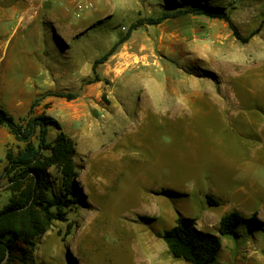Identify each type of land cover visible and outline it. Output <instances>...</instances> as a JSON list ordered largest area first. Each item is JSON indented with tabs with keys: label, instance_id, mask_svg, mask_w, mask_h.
I'll return each instance as SVG.
<instances>
[{
	"label": "rangeland",
	"instance_id": "374dc122",
	"mask_svg": "<svg viewBox=\"0 0 264 264\" xmlns=\"http://www.w3.org/2000/svg\"><path fill=\"white\" fill-rule=\"evenodd\" d=\"M132 1L99 0L95 13L73 10L78 24L84 20L77 37L39 28L26 49L37 72L13 64L9 73L25 87L26 110L11 109L13 96L0 108L18 119L39 100L34 114L58 120L75 142L78 183L87 195L67 222H55L36 241V264H188L171 256L160 235L182 217L219 235L222 217L234 212L243 218L238 234L221 238L213 264H264V0L209 2L231 16L242 37L260 30L248 44L224 21L188 15L134 31L99 66L103 81L88 84L94 62L133 23L191 6L142 0L145 9L129 11ZM13 28L3 32V42ZM21 37L14 33L10 56ZM58 38L78 43L63 46ZM50 92L78 98L46 96ZM4 150L0 145V184L7 183L1 179ZM9 199L0 189V212Z\"/></svg>",
	"mask_w": 264,
	"mask_h": 264
},
{
	"label": "trees",
	"instance_id": "16d2710c",
	"mask_svg": "<svg viewBox=\"0 0 264 264\" xmlns=\"http://www.w3.org/2000/svg\"><path fill=\"white\" fill-rule=\"evenodd\" d=\"M185 1L191 6L168 9L159 17L142 18L133 23L127 33L94 62L92 70L95 79L89 80L88 84L103 81L97 75L99 66L107 63L134 31L144 26H159L188 15L207 16L226 22L235 38L243 44H248L260 31L244 38L229 14L209 6L211 0ZM46 96L69 101L78 98L77 94L63 92H50ZM38 102L32 103L27 116L18 119L0 108V128H7L17 144L16 149L8 148L7 165L1 176L7 181L6 190L10 199L0 212V264H36V241L44 237L55 222H67L69 212L87 200L78 183L76 144L58 120L45 114H34ZM52 130L57 131L55 137L51 136ZM52 170H56L55 178ZM208 202L218 206L210 196ZM242 221L237 212L225 215L220 221L219 235H215L200 230L195 220L182 217L173 229L165 231L160 238L176 260L188 264H213L223 249L221 238L237 236ZM256 223V218L250 220V230ZM69 228L73 226L69 224Z\"/></svg>",
	"mask_w": 264,
	"mask_h": 264
},
{
	"label": "crops",
	"instance_id": "0c3cea01",
	"mask_svg": "<svg viewBox=\"0 0 264 264\" xmlns=\"http://www.w3.org/2000/svg\"><path fill=\"white\" fill-rule=\"evenodd\" d=\"M84 1H93L95 6L96 3L99 2V0H0V101L2 102L4 97L13 96L14 98H11V100L7 102L13 111H25L27 103L23 100L26 95L24 85L20 84L18 81L15 82L9 74L15 69L12 65L25 64V66L19 67L22 72L34 73L38 70V65L34 63L35 59L27 55L28 38L34 37V39H38L36 33L39 28L40 30L44 29L47 33L49 29L53 28V30L56 31L55 33L61 36V38L62 36H67L68 31L71 30L72 34H74L72 37H77L80 32V24L83 23L84 20H80V24H78V21L73 18L72 12L76 10L79 14L77 6L79 3H84ZM105 1L106 0H104V2ZM120 2H123V0H120ZM126 5L129 7V11L137 10L138 8L145 9L142 0H134L131 4L127 3ZM95 10L96 8L93 10L94 13L96 12ZM90 16H92V13H89L87 17ZM10 25H12V28L14 27L13 33L11 35H5L9 36V39L3 42V32L7 30ZM16 31L17 33H22V42L19 44L16 52L12 54L13 56H10L11 39ZM77 40L78 39H73L71 41H75L76 43ZM69 41L70 40L65 41L64 39H59V44L69 46L67 45ZM71 41L70 44H72ZM36 46H38V41H36ZM47 78L48 77L42 79L46 80ZM11 79L13 80L10 81ZM35 88L37 89V94H41L39 91V83L36 84ZM17 97L20 98L17 99ZM28 104L31 108L32 101ZM13 143H15V139L10 134L9 130L5 127H1L0 145L5 148L4 151L6 154L9 145ZM4 168L5 166L2 169L3 171ZM7 185V183H3L2 181L0 189L5 191Z\"/></svg>",
	"mask_w": 264,
	"mask_h": 264
},
{
	"label": "built area",
	"instance_id": "2783aa9c",
	"mask_svg": "<svg viewBox=\"0 0 264 264\" xmlns=\"http://www.w3.org/2000/svg\"><path fill=\"white\" fill-rule=\"evenodd\" d=\"M95 8V4L92 1H86L84 3H79L77 9L79 12H83L85 10H92Z\"/></svg>",
	"mask_w": 264,
	"mask_h": 264
},
{
	"label": "bare ground",
	"instance_id": "6f19581e",
	"mask_svg": "<svg viewBox=\"0 0 264 264\" xmlns=\"http://www.w3.org/2000/svg\"><path fill=\"white\" fill-rule=\"evenodd\" d=\"M157 253V252H156Z\"/></svg>",
	"mask_w": 264,
	"mask_h": 264
}]
</instances>
